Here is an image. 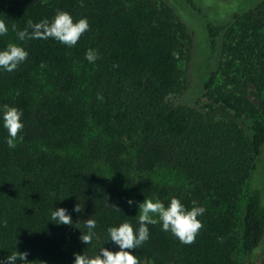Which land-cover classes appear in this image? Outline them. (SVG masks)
Segmentation results:
<instances>
[{"label": "trees", "instance_id": "obj_1", "mask_svg": "<svg viewBox=\"0 0 264 264\" xmlns=\"http://www.w3.org/2000/svg\"><path fill=\"white\" fill-rule=\"evenodd\" d=\"M58 9L89 21L75 47L16 40L13 25L51 20ZM0 20L9 27L0 48L15 41L28 52L14 72L0 71V104L19 108L24 124L15 147L0 124V260L18 251L31 264H73V253L117 250L107 228L137 226L128 190L206 209L191 244L148 225L149 239L130 250L139 264H238L264 241L262 190L252 185L264 149V0L209 26L223 59L194 105L174 100L192 38L164 0H0ZM90 47L95 63L85 59ZM159 171L184 186L158 180ZM57 207L73 225L49 221ZM89 218L96 227L86 245Z\"/></svg>", "mask_w": 264, "mask_h": 264}, {"label": "clouds", "instance_id": "obj_2", "mask_svg": "<svg viewBox=\"0 0 264 264\" xmlns=\"http://www.w3.org/2000/svg\"><path fill=\"white\" fill-rule=\"evenodd\" d=\"M90 25L86 17L74 21L73 16L63 10H56L51 20L43 19L40 22H27L25 29H17L12 26L16 34V40L49 38L68 46L75 47L80 37L89 30ZM9 27L0 20V37L7 35ZM28 57V52L22 44L15 41L9 42L6 47L0 48V71L14 72L17 67ZM100 58L99 51L95 48H88L85 52V59L89 63H95ZM98 99H103L98 96ZM22 111L9 104H0V124L7 131L6 143L9 147H15L18 133L23 129ZM127 203L132 206L134 201L128 199ZM138 216L137 226L134 227L129 221H123L118 226L107 228L108 241L116 246L115 251L108 247H101L95 255L89 256L82 253H73V264H139L133 249L139 248L149 239L148 225L159 223L161 230L170 232L182 244H191L195 241L196 235L202 227L198 217L202 216L206 209L196 201H192L191 208L186 207L178 197H169L167 203L157 198H144L137 204ZM119 208V207H118ZM120 209V208H119ZM121 210V209H120ZM74 212H81L78 204L73 207ZM56 225H73L71 213L64 207H57L50 213V220ZM96 221L86 219L85 228L87 232L81 234L79 239L88 245L95 236L94 229ZM27 253L14 252L6 259L0 260V264H31L27 260Z\"/></svg>", "mask_w": 264, "mask_h": 264}, {"label": "rangeland", "instance_id": "obj_3", "mask_svg": "<svg viewBox=\"0 0 264 264\" xmlns=\"http://www.w3.org/2000/svg\"><path fill=\"white\" fill-rule=\"evenodd\" d=\"M173 8L175 14L187 26L192 44L188 59L182 62L185 70L186 85L183 93L174 96L180 103L194 105L202 98L203 87L212 72L219 80V64L222 61L220 36L211 41L208 34L209 26H220L229 23L232 15L252 7L258 0H164ZM79 155L78 151H74ZM97 170L113 182L118 183L122 176L108 169L103 163L96 165ZM158 180L184 186L185 182L169 176L165 171L154 174ZM252 185L260 186L264 203V149L261 154L257 170L252 178ZM128 199L134 201L133 206L138 210L137 204L144 198L128 190ZM238 264H264V241L244 258L238 257Z\"/></svg>", "mask_w": 264, "mask_h": 264}]
</instances>
